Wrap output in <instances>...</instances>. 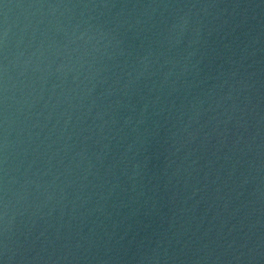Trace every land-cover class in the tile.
Instances as JSON below:
<instances>
[{
    "label": "water",
    "instance_id": "water-1",
    "mask_svg": "<svg viewBox=\"0 0 264 264\" xmlns=\"http://www.w3.org/2000/svg\"><path fill=\"white\" fill-rule=\"evenodd\" d=\"M0 264H264V0H0Z\"/></svg>",
    "mask_w": 264,
    "mask_h": 264
}]
</instances>
